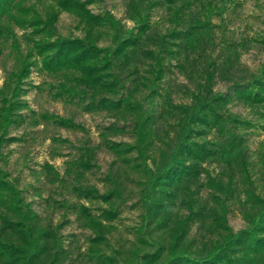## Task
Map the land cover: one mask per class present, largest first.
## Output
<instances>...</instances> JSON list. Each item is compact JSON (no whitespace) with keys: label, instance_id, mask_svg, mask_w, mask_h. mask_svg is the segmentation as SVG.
I'll return each mask as SVG.
<instances>
[{"label":"trees","instance_id":"16d2710c","mask_svg":"<svg viewBox=\"0 0 264 264\" xmlns=\"http://www.w3.org/2000/svg\"><path fill=\"white\" fill-rule=\"evenodd\" d=\"M0 0V45L18 49L12 25L29 29L26 51L16 53L18 69L0 87V264H65L67 250L58 230L43 225L21 190L1 167L2 148L16 140L9 128L18 124L29 87L31 68L61 74L54 96L77 100L86 111L103 112L123 121L104 128V143L122 167L138 175L136 205L141 209L137 237L128 247H112L111 224L119 215L116 187L103 194L83 187L79 179L90 168L87 152L74 162L72 190L108 208L93 213L69 204L81 226L90 231L86 258L92 264H264V167L245 149L247 137L264 121V50L257 73L240 63L237 44L212 57L201 47L211 19L221 17L228 0H127L125 28L112 15L93 14L92 0ZM45 4L42 16L35 8ZM161 9L166 26L150 21ZM61 11L75 14L86 28L83 38L60 37ZM110 32V46L97 45ZM264 47V38L259 41ZM199 49L198 51H195ZM1 52V47H0ZM222 55V56H221ZM221 56V57H220ZM176 61L171 65V61ZM178 68L193 86L182 85L176 103L163 79ZM226 73V91L213 89L217 74ZM238 102L255 119L232 112ZM58 125L79 128L65 119ZM127 130V131H126ZM133 135V143L106 139V132ZM135 152L138 162H131ZM226 164L219 171L214 165ZM52 180L62 182L57 173ZM237 212L243 227L234 231L228 215ZM110 236V237H108Z\"/></svg>","mask_w":264,"mask_h":264},{"label":"rangeland","instance_id":"374dc122","mask_svg":"<svg viewBox=\"0 0 264 264\" xmlns=\"http://www.w3.org/2000/svg\"><path fill=\"white\" fill-rule=\"evenodd\" d=\"M33 1L27 0L25 3L30 5ZM126 2L127 0H92L87 8L93 14L108 13L130 29L133 23L124 18ZM35 8L44 15L45 4H36ZM150 21L159 30L166 26L165 14L161 9L151 11ZM211 25L209 37L204 32L201 34L204 53L217 57L224 54L226 47L232 43L243 45L238 46L240 63L251 73H257L263 61L264 47L259 41L264 38V0H228L225 12L221 17L211 19ZM55 26L56 34L60 37L83 38L86 33L85 26L72 12L61 11ZM12 29L17 37L19 50H12L9 43L0 45V87L7 81L9 72L18 69V63H15L16 53L20 51L25 54L26 51L24 34L29 29L21 30L15 24ZM106 31L107 33L101 32L99 35V47L110 46V32ZM175 63L176 61H171V65ZM25 81L31 85L24 86L29 88L21 96L27 106L19 111L22 120L8 130L9 136L16 140L6 143L2 148V169L21 190L24 201L31 205L43 225L56 227L61 224L58 232L68 253L65 264H92L85 256L91 233L81 226L78 214L69 208L70 203L82 204L93 213H98V209L109 207L97 199L79 197L72 190L74 162L83 152H87L85 158L89 159L91 166L85 169L79 184L95 189L98 194L116 187L121 191V198L114 199L119 215L111 222L114 229L111 237H108L112 247H128L131 241H135V229L141 222V209L136 205L141 186L136 182L137 173L133 175L130 170L123 168L125 166L106 147L103 139L105 127L112 124L121 126L124 122L117 121L105 111H86L77 100L69 101L67 98L54 96L57 85L62 82L61 74H48L33 67ZM182 85L187 88L193 86L178 68L169 67L163 79V87L171 89L176 103L183 100ZM229 85L228 75L220 73L215 78L213 89L215 92H223ZM229 108L250 119L256 117L236 101L231 102ZM57 119L68 120L79 128L60 126L56 124ZM260 123L263 128L257 126L248 135L245 149L254 161L261 155L264 167V121ZM105 132L109 141H134L130 132ZM128 157L131 162H138L135 152ZM225 165H214L213 169L219 171ZM54 171L64 181L52 180ZM228 222L234 231L243 227V221L237 212L229 213Z\"/></svg>","mask_w":264,"mask_h":264}]
</instances>
